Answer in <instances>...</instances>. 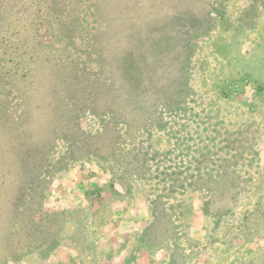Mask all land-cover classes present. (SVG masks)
Here are the masks:
<instances>
[{"label": "rangeland", "instance_id": "rangeland-1", "mask_svg": "<svg viewBox=\"0 0 264 264\" xmlns=\"http://www.w3.org/2000/svg\"><path fill=\"white\" fill-rule=\"evenodd\" d=\"M70 245L264 264V0H0V264Z\"/></svg>", "mask_w": 264, "mask_h": 264}, {"label": "trees", "instance_id": "trees-1", "mask_svg": "<svg viewBox=\"0 0 264 264\" xmlns=\"http://www.w3.org/2000/svg\"><path fill=\"white\" fill-rule=\"evenodd\" d=\"M242 183L241 178L234 174L231 175L230 173H224L223 174V203H228V201L230 200V196L231 194H233V198L236 201L238 196L241 195V191L239 189L240 185ZM238 203V202H237ZM237 206H235V208L232 209V212L236 211ZM262 210H260L261 212ZM229 214H231V207H226L223 206V215H220V218L223 216V220L225 217H227ZM56 219L57 215H52L49 220L52 219ZM35 223V222H34ZM36 227L38 228V230L42 233V243L39 244L38 246V252L36 254H48L50 252V249H52V247H54L57 243V235L59 236L60 233L56 232V231H49L48 233H45V231L47 230V224H45V222H43L42 225L35 223ZM43 231V232H42ZM44 233V234H43ZM42 248V249H41ZM53 253V252H52ZM32 254V253H31Z\"/></svg>", "mask_w": 264, "mask_h": 264}, {"label": "crops", "instance_id": "crops-1", "mask_svg": "<svg viewBox=\"0 0 264 264\" xmlns=\"http://www.w3.org/2000/svg\"><path fill=\"white\" fill-rule=\"evenodd\" d=\"M67 194V193H66ZM59 198L63 199L64 196H60ZM60 206L61 210H85L87 208L88 203H57ZM56 211V210H55ZM80 250L76 246H68L62 249L58 256L52 260L53 264H71L77 261V256H79Z\"/></svg>", "mask_w": 264, "mask_h": 264}]
</instances>
